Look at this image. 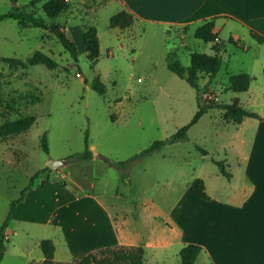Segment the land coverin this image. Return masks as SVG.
Instances as JSON below:
<instances>
[{
  "label": "rangeland",
  "instance_id": "1",
  "mask_svg": "<svg viewBox=\"0 0 264 264\" xmlns=\"http://www.w3.org/2000/svg\"><path fill=\"white\" fill-rule=\"evenodd\" d=\"M31 1L18 0L17 6L24 8ZM64 1L68 8L55 19L47 17L44 3L33 9L34 14L63 31L66 24L71 30L96 25L101 55L95 66L79 36L74 37L80 49L75 62L48 30L22 28L15 19L0 22L1 58L26 61L41 51L50 57L53 67L40 64L25 68L0 62V124L36 118L29 130L0 138V229L12 201L21 196L31 177L49 167L50 159H65L68 163L53 176L63 168L70 192L84 202L88 197L98 198L115 218L119 235L143 245L147 252L144 264H182L181 245L165 249L156 241L165 235L174 241L178 233L173 227L177 232L190 231V217L185 212L191 209V184L203 172L220 170L217 162L226 157L224 146L230 128L223 124L225 112L210 110L190 127L187 139L166 144L150 156L124 167L110 162L128 161L153 143L170 139L192 122L202 96L206 103L215 102L216 94L221 103H231L237 95H246L227 89L228 75L249 68L252 74L264 76L257 52L236 47L226 31L221 34L222 42L215 41L219 49L214 51L213 42L195 37L196 27L192 25L172 27L165 34L159 27H150L134 38L138 32L133 34L132 27L110 28L118 7L109 0ZM13 6L11 0H0L1 13L12 11ZM192 52L223 55L215 78L200 74L199 88L168 68L169 62L188 68ZM96 76L105 84L103 95L92 88ZM252 92L264 101L259 86L255 85ZM44 134L49 153L41 146ZM86 138L97 161L72 160L85 150ZM206 155L211 156L200 158ZM52 171L44 170L33 187ZM57 180L61 181L60 177ZM57 204L56 194L48 193L38 199L33 196L20 208L8 225L0 264H46L39 244L53 234V226L47 221ZM163 229L165 235L161 234ZM197 264H204V259L200 257Z\"/></svg>",
  "mask_w": 264,
  "mask_h": 264
},
{
  "label": "crops",
  "instance_id": "2",
  "mask_svg": "<svg viewBox=\"0 0 264 264\" xmlns=\"http://www.w3.org/2000/svg\"><path fill=\"white\" fill-rule=\"evenodd\" d=\"M108 3L116 4L118 12L125 10L136 18V28L131 29L133 33L144 26V33L150 27H159L165 34L172 27L192 25L197 28L214 20L218 40L222 42L221 34L226 31L229 39L240 41L236 47L254 48L261 63L259 68L264 73V42L259 43L250 34L255 31L264 37V0H109ZM66 25L63 29L67 37L75 42L74 37L79 36L83 43V27L75 26L71 30ZM237 73H248L255 78L248 91L239 92L246 95H237L236 99L261 119L244 118L240 123H234L223 116V124L230 128L223 161L231 178L212 169L209 173L197 174L204 182L209 199L190 190L191 209L189 213L185 212L190 217V231L188 234L183 230L177 232L173 227L178 237L171 241L163 229L161 234L165 236L156 241V245L165 249L197 244L202 247L199 258L204 259V264H264V101L252 92L256 85L264 93V76L252 74L249 68ZM232 74L228 75V80ZM216 102H220L217 94ZM96 161L93 158L87 162ZM62 169L56 171L57 177L53 176V170L49 178L38 180L17 207L15 215L33 196L38 199L48 193L56 194L58 204L47 221L53 226L50 239L56 247L54 261L68 263L108 246L143 247L119 235L121 230L115 224V218L98 198L88 197L89 201L84 202L70 192L68 175ZM59 177L61 181L57 180ZM72 184L79 187L75 181ZM184 236H189L190 240Z\"/></svg>",
  "mask_w": 264,
  "mask_h": 264
},
{
  "label": "trees",
  "instance_id": "3",
  "mask_svg": "<svg viewBox=\"0 0 264 264\" xmlns=\"http://www.w3.org/2000/svg\"><path fill=\"white\" fill-rule=\"evenodd\" d=\"M14 4L13 10L8 13L0 12V22L6 19H15L22 28H43L51 32L65 47V49L70 52L72 58L75 62H78L79 50L74 41H72L62 28L56 24L48 23L44 18L37 17L34 14L35 9L38 4L44 3L45 13L48 18L55 19L60 13L65 11L68 6L64 0H32L24 8L17 6L18 0H11ZM32 9V10H31ZM136 24V18L129 12L122 10L111 17L110 28H119L120 30H125L133 28ZM83 45L87 54V58L90 60L92 66H95L98 62L101 52H100V38L99 32L96 25H87L83 27ZM145 28L144 26L137 33L136 37H140ZM135 34V32L133 33ZM251 36L257 40L259 43L264 42V37L255 31H251ZM195 37L206 43H212V49L217 51L219 49L218 42H215L218 38V34L215 32V21L210 20L199 25L195 30ZM234 45H238L239 40H234L232 37L229 39ZM0 62L5 63H17L26 66L35 65H45L47 68L52 69V60L46 54L41 51L34 53L32 57L26 61L12 58H1ZM223 63V55L219 53L207 54L200 52H192L190 54V66L188 68H183L182 66L169 62L168 68L179 78L185 80L192 87L199 88L200 74L205 73L210 79L215 78L217 73L220 71ZM255 78L248 73L232 74L229 78L228 90L234 92H246L249 90L252 81ZM93 90L97 91L99 94L103 95L105 93V84L101 81L99 76H96L92 83ZM203 98V96H202ZM199 101V108L194 116L192 122L181 128L176 134H174L170 139L165 141H157L153 143L150 147L143 150L140 154L135 155L128 161L112 163L111 165L124 167L138 159L150 156L154 152L162 149L166 144H172L177 141H182L187 139V134L191 126L196 124L206 113L215 108L221 109L225 112L224 117L226 121H232L234 123H240L244 118H256L261 119V117L244 107H242L238 100H234L232 103H221L213 102L206 103L203 99ZM35 117L21 118L17 121L11 122L9 124H0V138H6L12 135H17L19 133L29 130V128L35 123ZM42 149L49 153V145L47 141L46 134L43 135L41 139ZM203 153H206L202 150ZM72 160L88 161L93 159V152L89 146V140L86 138V148L83 152H80L71 158ZM221 173L227 178H231V174L226 169L225 161L217 162ZM47 167L44 170H49ZM44 170L37 171L30 179L29 184L23 189L21 196L12 201L9 213L5 222L0 229V263L5 255L6 246L5 239L7 237V228L10 221L15 217L17 211V205L23 202L34 185V180L41 177ZM191 190L193 193L198 195L203 199H209L206 193L205 185L202 179H195L191 184ZM39 247L41 248L46 264H53L56 247L52 239H44L40 242ZM202 253V247L197 244H187L185 245L179 254L182 264H197L198 258ZM146 256V250L142 246H108L106 248L98 249L91 252L82 258L75 260L71 264H144Z\"/></svg>",
  "mask_w": 264,
  "mask_h": 264
},
{
  "label": "water",
  "instance_id": "4",
  "mask_svg": "<svg viewBox=\"0 0 264 264\" xmlns=\"http://www.w3.org/2000/svg\"><path fill=\"white\" fill-rule=\"evenodd\" d=\"M207 157H210L211 155H206ZM68 163V160L65 159H50L48 166L52 170H57L63 166H65Z\"/></svg>",
  "mask_w": 264,
  "mask_h": 264
}]
</instances>
